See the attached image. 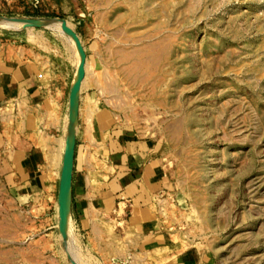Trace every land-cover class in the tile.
Listing matches in <instances>:
<instances>
[{"label":"rangeland","instance_id":"rangeland-1","mask_svg":"<svg viewBox=\"0 0 264 264\" xmlns=\"http://www.w3.org/2000/svg\"><path fill=\"white\" fill-rule=\"evenodd\" d=\"M55 20L87 55L82 118L102 110L110 138L148 142L161 171L151 210L170 246L264 264V0H0V59L32 66L61 101L77 62ZM53 182L24 202L0 174V264L144 262L117 212L89 232L68 220L65 241Z\"/></svg>","mask_w":264,"mask_h":264},{"label":"crops","instance_id":"crops-1","mask_svg":"<svg viewBox=\"0 0 264 264\" xmlns=\"http://www.w3.org/2000/svg\"><path fill=\"white\" fill-rule=\"evenodd\" d=\"M73 49L78 67L77 50ZM8 54L17 58L12 49ZM69 97L70 91L63 93L61 101L45 95L32 66L0 59V174L10 190L21 186L22 200L30 202L50 193L53 181L60 183L69 125V139L71 132L77 136L70 224L72 221L89 232L104 216L117 212L134 236L133 250L144 255L142 264H212L196 250H174L153 214L151 200L161 171L148 142L110 138L109 122L103 119L102 110L94 117L82 118L81 96L82 122L77 123L75 117L72 123ZM91 149L99 152V168ZM104 171L108 179L100 182Z\"/></svg>","mask_w":264,"mask_h":264},{"label":"water","instance_id":"water-1","mask_svg":"<svg viewBox=\"0 0 264 264\" xmlns=\"http://www.w3.org/2000/svg\"><path fill=\"white\" fill-rule=\"evenodd\" d=\"M18 21H23L24 19H17ZM61 23L63 32L69 34L71 38L75 41L76 47L80 56V63L77 67V71L74 75L72 86L70 90L69 97V117L75 113L76 120L79 117L80 108V96L83 82L86 78V65H87V55L83 44L78 36V34L69 26L66 20H55ZM40 26V25H37ZM28 28V26H24ZM75 134L72 140L69 139V129L68 136L66 139L65 151L63 156V166L61 171L59 191H58V215H59V231L62 238L67 241V229L66 223L70 219V209H71V187H72V176H73V166L75 159ZM73 264H77L72 261Z\"/></svg>","mask_w":264,"mask_h":264},{"label":"bare ground","instance_id":"bare-ground-1","mask_svg":"<svg viewBox=\"0 0 264 264\" xmlns=\"http://www.w3.org/2000/svg\"><path fill=\"white\" fill-rule=\"evenodd\" d=\"M2 22V21H1ZM31 24V23H30ZM61 24V23H60ZM7 26H9L8 24H6ZM64 34L66 35V36H69V41L74 45V48H75V46H76V44H75V41L73 40V38H71V36L69 35V34H67V33H65L64 32ZM78 50V49H77ZM79 53V52H78ZM79 63H80V56H79ZM79 65V64H78ZM86 70H87V65H86ZM87 72V71H86ZM86 83V82H85ZM75 113H73V115L71 116V121H72V123H74V119H75V115H74ZM74 125V124H73ZM70 140H72V138H70ZM63 145V144H62ZM68 222V221H67ZM66 227H67V223H66Z\"/></svg>","mask_w":264,"mask_h":264}]
</instances>
